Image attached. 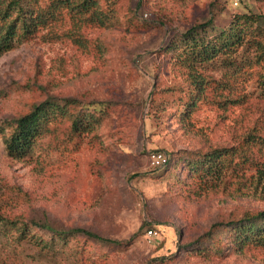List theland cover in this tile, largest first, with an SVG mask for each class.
Instances as JSON below:
<instances>
[{
  "label": "rangeland",
  "instance_id": "rangeland-1",
  "mask_svg": "<svg viewBox=\"0 0 264 264\" xmlns=\"http://www.w3.org/2000/svg\"><path fill=\"white\" fill-rule=\"evenodd\" d=\"M116 1L118 29L76 34L66 20L0 57V124L49 97L109 102L112 111L96 139L79 147L65 134L46 137L19 159L0 138V216L50 244L51 232L39 225L128 243L73 237L44 248L15 239V229L0 233V264H264V245L236 248L225 225L264 210L259 79L239 57L237 72L223 62L197 66L207 95L183 122L170 94L177 99L196 86L164 51L196 25L224 29L237 14L264 17V0ZM220 147L243 149L251 164L203 188L186 177L180 185L166 181L172 152Z\"/></svg>",
  "mask_w": 264,
  "mask_h": 264
},
{
  "label": "trees",
  "instance_id": "trees-1",
  "mask_svg": "<svg viewBox=\"0 0 264 264\" xmlns=\"http://www.w3.org/2000/svg\"><path fill=\"white\" fill-rule=\"evenodd\" d=\"M66 20L76 34L89 27L114 30L122 25L116 0H0V57L19 44L30 41L42 30ZM212 24L210 21L190 28L173 37L164 49L170 62L189 71L197 87L184 91L177 99H173V91L170 94V104L177 102V117L183 122L190 120L207 95L203 87L197 86L199 81L194 71L197 66L223 62L237 72L241 69L236 67L238 57L242 58V65L251 74H256L254 77L259 79L264 92V17L244 13L234 16L224 29H215ZM111 113L109 102L86 101L77 97H49L35 105L29 113L0 124V138L9 156L19 159L31 154L37 143L46 137L57 140L65 134L68 142L79 147L96 139V132L106 124ZM250 164L246 151L236 147L180 151L171 153L164 174L167 182L180 185L186 177L198 181L203 188L213 182H223L225 174H240ZM225 225L232 229L230 234L236 248L242 250L251 244L264 245V210L246 214ZM39 227L51 232V244L42 236L28 237L30 228L27 224L18 227L0 216L1 234L20 229L15 239L28 237V241L44 248L54 246L57 242L58 245L66 246L73 237H82L106 246L128 243L102 238L83 228L57 230L47 224Z\"/></svg>",
  "mask_w": 264,
  "mask_h": 264
},
{
  "label": "built area",
  "instance_id": "built-area-1",
  "mask_svg": "<svg viewBox=\"0 0 264 264\" xmlns=\"http://www.w3.org/2000/svg\"><path fill=\"white\" fill-rule=\"evenodd\" d=\"M155 236H156V232H154L153 229H149L148 232H147V237H148L149 239H152V238H154Z\"/></svg>",
  "mask_w": 264,
  "mask_h": 264
}]
</instances>
